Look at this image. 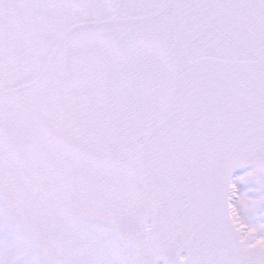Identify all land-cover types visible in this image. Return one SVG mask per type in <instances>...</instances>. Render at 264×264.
Listing matches in <instances>:
<instances>
[{
    "label": "water",
    "instance_id": "obj_1",
    "mask_svg": "<svg viewBox=\"0 0 264 264\" xmlns=\"http://www.w3.org/2000/svg\"><path fill=\"white\" fill-rule=\"evenodd\" d=\"M254 4L264 8V0H194V5L197 8L190 12L205 18L208 25L213 26L214 29L224 26L239 38L258 45L254 26L243 24L242 18L246 14H250L252 19L254 18L253 10H248V7L252 8ZM240 6L241 8H239ZM187 42H190L188 37ZM189 47L190 44L185 45L182 50L181 59L183 62L184 53L186 54ZM260 60H262L260 61L261 65H256L252 69L254 73H257L253 75L255 81L245 90L233 88L234 93L228 91L225 94L222 90L223 85L212 86V93L213 87H218L213 95L215 103L224 102L225 99H233L235 96L245 93L246 105L234 118L230 119V123L224 118L220 123L222 129L217 128L216 130L228 140L229 146H216L207 149L199 145L196 151L182 157L181 168H177L173 152L169 149L164 150L165 147L159 148V153L163 154L156 164H152L154 160L151 159V162L140 165L146 173L148 183H155L156 177L160 175L168 182L175 183L171 190L173 204H186V210L190 211L189 219L192 227L190 238L192 246L195 247L192 256L194 264L214 263L222 257L220 252L215 251V246L218 240H222L224 237H221L220 233L217 235L212 233L208 237L205 235L210 209L214 215L220 217L222 226L226 229L229 247L237 248L227 218L228 185L237 166L247 165L264 158V54ZM223 74L225 76V73ZM239 103L236 101L231 106L238 108ZM13 128V124L9 123L7 132L0 129V138L8 152L16 156L15 141L19 135L17 128ZM248 138L258 139V141L249 142ZM215 185L218 188L222 187V196L219 200L209 196ZM189 198L193 200L192 204H190ZM145 231L150 232L147 229ZM208 261L210 262L208 263Z\"/></svg>",
    "mask_w": 264,
    "mask_h": 264
},
{
    "label": "flooded vegetation",
    "instance_id": "obj_2",
    "mask_svg": "<svg viewBox=\"0 0 264 264\" xmlns=\"http://www.w3.org/2000/svg\"><path fill=\"white\" fill-rule=\"evenodd\" d=\"M160 4L161 2L156 0L152 2L142 0L138 3L137 7L133 5L128 9V15H130V17L141 16L143 10H147L148 12L146 13L155 11ZM84 10L85 14H87L85 15L86 17H88V15H91L92 17L103 15V12L98 11L97 7L91 9L90 6H87ZM151 30V28H144L137 32L129 31L128 33H123L121 34L123 40H120L118 46L122 49H126V46L122 44L125 40L132 39L131 35L135 37H148L150 36ZM131 42H134V40H131ZM107 45L108 44L106 43L105 46ZM92 48H94V45H88L85 47L80 46L79 43L73 45V47L70 46L66 53L68 65L71 64V57H73V62L76 61L74 62L75 65L85 67V57L82 55V51L90 50ZM62 62L63 56L60 54L58 55L48 77L32 91L17 97L18 99L16 101L14 112L34 134L37 132L45 133L44 130L47 129L54 134L60 143H64L72 149L79 150L80 153L94 159L96 162L112 163L119 161L122 162L129 159L134 140L127 136L124 137L127 140V144H122L121 150L118 153L120 157L112 154H98L93 151V149L100 148L97 146L112 144V142L117 139V137L112 135V128H110L108 124L106 125L108 132V140L106 141L101 140L99 137L92 134H88L86 129L87 121L95 119L96 123H98L99 119L96 118V114L101 113L104 110V106L99 107V104L92 106L93 102L102 92L110 91L115 101L113 116L115 120L120 118L125 121L123 124H116L114 129L115 131L117 130V132L128 134L133 130L129 118L130 116L134 117L135 112L139 113L144 120H146L144 117L150 116V111L156 114L160 102L161 77H150L143 69L138 70L139 66L134 59H129L126 60L124 64L119 65L118 62L116 63L122 70V73H118L119 76L115 82L111 81L110 76H108L107 79H102L100 85L97 87L92 80L87 78L85 71H83L73 80L75 81L77 78L80 79L83 83L81 90H78L79 83L77 82L73 83V85L68 84L67 88H65L64 82V87L55 100L58 90L57 80L58 77H60ZM28 63L27 57L21 52L20 62L17 64V69L19 71L18 74L20 75H18L17 80H22L25 77V74L29 72L27 67ZM135 74H137V78H135ZM132 82L133 84L140 86V93L137 95V98L135 97L133 88L129 89ZM123 90H126L127 92L122 94L124 92ZM52 106L53 109L51 113L42 123V118ZM91 107L99 108L94 110V108ZM95 130L98 129L96 128ZM47 138H49L50 144L53 145L50 153H54L55 148L65 149L49 136ZM45 146L46 144L41 138L38 142V153ZM54 159L49 160L48 163L52 165L53 161H55Z\"/></svg>",
    "mask_w": 264,
    "mask_h": 264
},
{
    "label": "rangeland",
    "instance_id": "obj_3",
    "mask_svg": "<svg viewBox=\"0 0 264 264\" xmlns=\"http://www.w3.org/2000/svg\"><path fill=\"white\" fill-rule=\"evenodd\" d=\"M6 167L0 164V175H3ZM3 177V176H2ZM3 184L0 182V190ZM264 168L259 167L258 171L251 172L241 178L236 186V210L243 223L250 227L249 234L245 236L246 242L251 234L257 235L253 241L246 243V252L248 264H264V225L260 221V206L264 203ZM47 204V202H46ZM2 212H0L1 214ZM4 214V213H3ZM114 220V219H112ZM264 223V221H263ZM254 226H253V225ZM244 225V224H243ZM65 226V224L63 225ZM47 230V229H46ZM25 232L26 229L15 218H5L0 215V264H38L37 250L20 238L19 232ZM48 231V230H47ZM59 230H56L58 234ZM49 238L44 241L49 250L50 257L55 254L52 248L56 246L55 230H50ZM84 234L76 232L71 243L66 244L65 257L62 264H134V258L131 256L128 260H121L111 257L105 247L99 249V253H91L92 246L88 238L82 237ZM81 243H89L88 249ZM82 247V252L80 251ZM253 248L251 257L250 250ZM262 250V252H260ZM255 255L254 253H259ZM84 259V260H83ZM83 260V261H82ZM52 261V260H51ZM137 261V259H136Z\"/></svg>",
    "mask_w": 264,
    "mask_h": 264
}]
</instances>
